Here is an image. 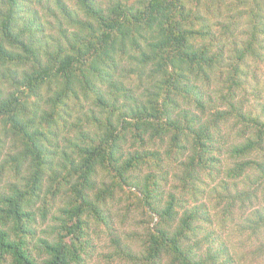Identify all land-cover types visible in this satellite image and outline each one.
<instances>
[{
	"label": "trees",
	"instance_id": "obj_1",
	"mask_svg": "<svg viewBox=\"0 0 264 264\" xmlns=\"http://www.w3.org/2000/svg\"><path fill=\"white\" fill-rule=\"evenodd\" d=\"M40 4L56 11L57 30ZM222 10L235 13L216 21ZM247 55L264 63V0H0V264H91L102 234L112 249L102 254L108 262L160 264L167 257V264H264V205L255 219L242 217L240 228L250 230L252 243L235 245L239 233L215 232L206 202L196 196L203 168L213 178L220 173L223 148L214 130L229 114L255 129L246 137L241 129L240 140L224 149L233 160L223 173L247 186L234 185L232 192L224 186L225 214L253 205L264 187L263 154L252 157L262 148L264 116L233 100L235 88H245ZM118 97L133 102L116 124L86 107L115 104ZM75 113L71 134L64 126ZM128 140L165 143L167 164L184 168L178 188L191 196L190 206L183 195L165 194L159 181L165 173L133 174L160 152L125 153ZM6 168L15 177L22 170L24 181H2ZM111 170L158 217L138 236L141 253L110 223ZM56 198L62 199L54 204ZM200 230L204 256L203 242L195 240Z\"/></svg>",
	"mask_w": 264,
	"mask_h": 264
},
{
	"label": "rangeland",
	"instance_id": "obj_2",
	"mask_svg": "<svg viewBox=\"0 0 264 264\" xmlns=\"http://www.w3.org/2000/svg\"><path fill=\"white\" fill-rule=\"evenodd\" d=\"M104 3L107 0H102ZM40 8V14L43 12L44 15L42 16L43 19L46 21L50 18V22L52 25L57 23L55 18V12L52 11L46 7H43L41 4L39 5ZM235 13L234 11H227L222 10L221 13L217 16L216 21H223L226 17H231V14ZM59 14V12H58ZM240 21V16L237 17ZM240 24V23H239ZM55 26H53L54 30ZM215 32L217 35H220L219 27H217V24L214 26ZM244 30V28H243ZM242 30V33H243ZM55 32V31H54ZM241 33V30H235L233 32L234 36H239ZM225 36L224 34H222ZM224 55L226 56L228 52L224 50ZM247 65L241 64L242 67V80L245 85V88L236 87L235 88V98L233 99L235 101H240L241 105L243 107L244 111H251L253 114H262V119L264 116V63H261L259 60H254V57L251 55H247ZM221 68V67H220ZM220 68H217L219 70ZM216 70V71H217ZM222 75H226L227 72L230 71V66H224L222 67ZM143 79V78H142ZM216 87H221V82H213ZM131 87L135 89V83L131 81ZM141 90L139 87L135 92L138 94V92ZM222 91H226V89H222ZM220 92L216 93V96H218ZM212 96L215 98V94H212ZM91 99V98H90ZM133 99H129L126 97H118L117 101H115V104H105L103 101L100 105H97L96 103H89L86 105L87 108H94V113L102 120L106 121V117H108V114L110 118L112 119V123L116 124L117 117L120 115H128L127 113L130 112V109L132 107ZM226 105L221 106V108H225ZM88 110V109H84ZM227 110L229 112L230 106H227ZM101 111V113H100ZM100 113V114H99ZM79 113L72 114L71 123H68L67 126H64L65 130H69L71 134H73L72 130L77 123L73 120L76 117V115ZM230 117L228 118V121L222 122L219 124V127H217L214 131L216 134L220 136V142L218 145H221L223 148V151L221 150V153H218L219 158L221 160L220 165L218 166L220 169V173L217 177H210L209 174H207L208 170L204 169L201 171L202 175L199 181V184L201 185L200 191L196 193L197 196V203L199 202H206L207 207L209 209L208 217L211 221V224L209 226L215 230V232H220L221 236H229L231 237V230L234 233H239L238 237H236L234 243H239V245H242L244 243L246 246L252 243V239L250 236V230L248 231L247 228L243 229L240 228V225L244 222L242 217H246L247 219L250 217L251 219H255L254 216V210L257 209V207L264 205V187L259 186V190L257 191V197L255 200H253V205H246L244 203L243 208H239V204L235 205L233 207L232 213L234 214L233 217H230V215L225 214L226 211L224 210V206L227 203V199L223 197L225 191L224 186H230L231 188L229 191H235L233 190L234 185H236L238 188H247L246 182L244 180H241L239 183L234 182L233 179H230L227 174L223 173V168H225L227 165H229L232 162V158H230L227 153H225L224 149H227L228 145H231L233 143H236L240 140V138L237 137V133L242 129L245 132V137L251 133V131H254L255 127L252 125L250 127L246 126L245 123H249L247 120L244 121H238V119L233 116V114H229ZM95 121V120H94ZM132 121V120H131ZM235 124V126H233ZM119 131L122 130V125L119 124ZM263 137V144L262 148H258V150H254L255 152L252 153V157H258L259 155L263 154L264 157V132L262 134ZM52 138V136H50ZM244 139V137H243ZM59 144L62 146L64 141L59 138ZM159 141V140H157ZM166 142V141H165ZM135 140L130 142L129 140L123 144V151L125 153H134L136 151L141 152L142 149H148L153 150L154 148H157L160 152L159 158L155 159L151 156L146 157L143 159V163L138 164L137 169L133 170V174L139 175H145L149 172L156 173L157 177H160L159 174L161 172L165 173V178H161L159 181L162 184L163 188L165 189V194L167 195L168 191H171L175 193L177 196L183 195L186 199H188V206H190L193 201L191 200V196L184 192L182 189L178 188L179 184L181 183L178 175L182 176L183 173V166L181 164H178L177 162H172L170 164H167V160L164 159V150H165V143L162 144L160 147L156 146V144L153 142H146L145 145ZM48 148H52L49 144H46ZM141 146V147H140ZM145 146V147H144ZM143 147V148H142ZM159 160H163L159 163L160 169H158V165L156 163L159 162ZM3 174V180L6 181L7 179L10 181H16V182H22L23 179V171L21 170L22 176L21 177H15V172L13 170H10V168H6L4 170ZM117 172L112 171L108 174L106 177V180L110 185H113L114 189V195L112 199H109L108 205L111 210L110 212V223L113 227H115V230L117 231V234L120 236H125L127 241H129L132 244V247L134 251L141 253L142 251V245L139 240V237L141 235V232L143 230V227L145 225L149 224L150 227L154 225V223L157 221L158 217L155 213L149 214L148 212V206L143 207L139 202L138 198L140 196V192L133 191L134 188H130L128 185L121 182L120 178L116 175ZM113 179V180H111ZM119 182V183H118ZM5 184V182L3 183ZM121 185L119 188L118 186ZM175 186L177 188H175ZM123 191V192H122ZM210 193V196H209ZM137 195V196H136ZM190 197V198H189ZM62 198H56L53 200L54 204L58 203ZM164 202V201H163ZM39 205V204H38ZM54 207H52V211L49 210L47 213H45L46 220L43 221L41 224V227L38 228V231L40 234L43 230L46 229V225L50 222V216L52 215ZM36 213L39 212L36 210ZM92 220H90V223ZM224 223L227 225L226 229L223 230ZM241 229V230H240ZM42 230V231H41ZM252 231V230H251ZM197 237L195 240H201L204 245L203 249L200 251V254L204 256L205 251V239L203 237L204 232L202 230L197 231ZM102 239L97 243V248L95 249V252L92 256L91 264H120L126 262L124 259H116L107 261L102 254L108 253V251H111V247L109 246L108 238L102 234ZM139 236V237H138ZM243 237V238H242ZM254 237V236H253ZM191 243H193L191 241ZM199 246V244H198ZM199 248V247H198ZM167 257H162L160 260V264H167L165 263ZM169 261V260H168ZM262 263H264V256L261 258ZM120 262V263H119Z\"/></svg>",
	"mask_w": 264,
	"mask_h": 264
}]
</instances>
